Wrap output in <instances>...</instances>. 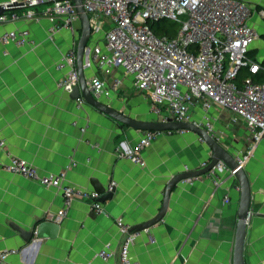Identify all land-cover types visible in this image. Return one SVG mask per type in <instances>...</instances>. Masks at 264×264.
I'll return each instance as SVG.
<instances>
[{"label":"crops","instance_id":"obj_1","mask_svg":"<svg viewBox=\"0 0 264 264\" xmlns=\"http://www.w3.org/2000/svg\"><path fill=\"white\" fill-rule=\"evenodd\" d=\"M251 7L249 24L259 33L249 55L264 63V0H245ZM44 5L37 9L41 10ZM20 14L24 9L18 8ZM51 22L20 18L0 23V36L28 29L25 45L0 39V161L25 159L41 173L64 172L67 183L87 190L95 184L112 198L102 201L107 215L96 213L89 201L73 200L59 222L55 237L46 234L25 242L19 229L29 231L39 221L52 219L63 207L61 190L23 175L0 172V264H114L97 252L109 245L118 250L123 239L116 220L132 227L154 217L163 202L167 182L176 174L198 169L210 159L208 145L194 131H164L140 152L143 164L121 158L117 149L133 151L142 130L134 129L58 86L66 69L57 68L61 54L76 48L80 29L61 28L53 35ZM86 79L102 76L121 86L103 99L132 117L156 120L150 99L116 69L104 74L97 66L84 70ZM199 118L201 109L192 110ZM215 136L234 155H246L243 167L251 187L244 262L264 264V138L253 141L252 131L230 111L213 107ZM85 128V129H82ZM226 197L229 201H226ZM240 188L235 176L224 173L216 187L206 175L181 180L170 194L164 217L141 230L131 246L138 264H234ZM17 227V228H16Z\"/></svg>","mask_w":264,"mask_h":264},{"label":"built area","instance_id":"obj_2","mask_svg":"<svg viewBox=\"0 0 264 264\" xmlns=\"http://www.w3.org/2000/svg\"><path fill=\"white\" fill-rule=\"evenodd\" d=\"M41 5L44 7L38 10ZM82 5L91 24L84 70L97 66L106 75L121 69L150 99L156 120L192 122L215 136V118L210 110L216 106L230 111L234 121H244L252 131L254 143L264 138V64L249 55L259 33L248 22L252 9L245 0H82ZM0 6L5 9L0 14V23L46 17L51 22V35L61 28L81 27L74 0H0ZM18 8L24 12L18 13ZM166 19L176 22V31L173 35L165 31L156 34L151 24ZM29 36L28 29H13L5 31L0 39L20 46L28 42ZM56 66L66 69L58 86L71 91L79 83L76 48L64 51ZM243 69L246 73L240 77ZM87 85L103 101L121 86V80L115 79L111 85L102 76H92L87 79ZM77 100L85 101L83 97ZM197 107L201 109L199 118L192 112ZM160 133L142 130L135 149L118 148V156L143 164L140 151ZM3 145L0 141V146ZM244 157L239 158L240 165ZM209 161H202L198 168L205 167ZM188 170L185 166V171ZM1 171L58 187L63 207L51 220L60 222L76 198L89 201L96 213L107 215L99 200L101 194L67 183L64 172L41 173L36 166L14 155L8 162L0 161ZM224 173L235 176V169L220 160L205 174L183 180L190 182L206 175L218 187L224 182ZM116 224L123 236L119 249L105 245L97 256L105 261L118 257L114 264H138L132 258L131 246L141 230H133L123 218H118ZM7 254L8 251L0 253V262Z\"/></svg>","mask_w":264,"mask_h":264},{"label":"water","instance_id":"obj_3","mask_svg":"<svg viewBox=\"0 0 264 264\" xmlns=\"http://www.w3.org/2000/svg\"><path fill=\"white\" fill-rule=\"evenodd\" d=\"M77 11L81 20L80 34L76 46V66L79 75V83L75 85L71 90V97L79 98L83 97L85 101L100 111L110 115L114 119L125 123L126 125L139 130H155L158 132L164 131H177V130H189L196 132L201 139L208 145L212 155L210 157L209 163L202 168L184 171L174 175L168 182L165 188V193L163 197L162 205L158 213L148 219L143 223L134 225L133 230H144L155 223L159 222L165 215L167 208L169 206L170 194L173 188L178 182L188 177H195L203 175L209 171L218 161H223L231 169H235V177L238 181L240 188V203L238 212V222H237V232L235 240V252H234V264H245L244 262V245H245V235L247 228V220L250 215V200H251V187L249 183V178L243 167L240 165L239 158L241 155H234L231 153L224 144L215 136L210 135L205 129L199 127L198 125L188 122V121H159V120H145L138 119L130 116L122 110H119L112 105H109L105 101L97 99L90 91L87 85V79L84 73L83 63H84V53L85 48L88 45V41L91 37V24L89 20V15L82 5V0H74ZM5 9L0 6V14L4 13ZM95 190L101 195L99 197L100 201H105L108 198H112L115 192V187L107 191L103 185L99 183L95 184ZM17 228V227H16ZM60 224L57 221L46 219L39 221L35 224L29 231H24L19 229L21 235L25 242H29L34 236L37 238H43L47 235L50 237H55L58 234Z\"/></svg>","mask_w":264,"mask_h":264},{"label":"trees","instance_id":"obj_4","mask_svg":"<svg viewBox=\"0 0 264 264\" xmlns=\"http://www.w3.org/2000/svg\"><path fill=\"white\" fill-rule=\"evenodd\" d=\"M165 20L163 21H160V22H153L151 24L152 28L154 29L155 33L156 34H161L163 31H165L166 33H168L169 35H173V33L176 31V25L175 26H165L163 24ZM164 27H165V30H164ZM168 27V28H167ZM264 64V63H263ZM245 72H246V69H244ZM244 75V74H243ZM242 75V76H243ZM240 76V77H242Z\"/></svg>","mask_w":264,"mask_h":264},{"label":"rangeland","instance_id":"obj_5","mask_svg":"<svg viewBox=\"0 0 264 264\" xmlns=\"http://www.w3.org/2000/svg\"><path fill=\"white\" fill-rule=\"evenodd\" d=\"M163 24L165 25V26H175V25H177L176 24V22L174 23V21H171V20H168V19H166L164 22H163ZM246 72H245V70L243 69L242 71H241V73H240V76H242L243 74H245Z\"/></svg>","mask_w":264,"mask_h":264}]
</instances>
